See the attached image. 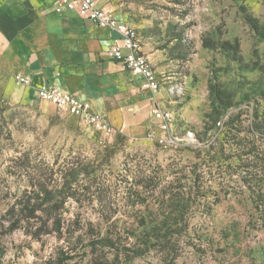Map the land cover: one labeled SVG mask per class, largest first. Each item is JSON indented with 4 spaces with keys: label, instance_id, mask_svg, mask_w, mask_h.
<instances>
[{
    "label": "rangeland",
    "instance_id": "obj_1",
    "mask_svg": "<svg viewBox=\"0 0 264 264\" xmlns=\"http://www.w3.org/2000/svg\"><path fill=\"white\" fill-rule=\"evenodd\" d=\"M122 2L124 20L132 24L147 18L174 38L179 57L169 66L185 82L182 99L174 104L178 116L173 135L181 140L177 147L162 148L147 138L104 135L50 102L6 98L0 82V230L6 231L0 235V264H58L60 249L67 245H75V255L63 264H264V216L256 209L264 205V42L257 41L237 7L243 3L263 21L264 0H184L189 6L185 17L171 0ZM202 37L237 39L248 66L220 49L202 47ZM254 62L262 68H253ZM210 82L228 91L233 103L216 126H204L211 109ZM230 124L233 129L224 137L228 142L217 164L221 169L198 162L199 148L219 147L213 142L216 127L222 131L220 139ZM188 133L191 141L186 140ZM233 141H249L252 152L234 155L235 145L228 148ZM247 162L256 163L251 172L244 170ZM72 165L80 169L79 185L55 198L63 204L64 236L58 238L49 228L37 237L20 226L7 231V206L39 181L53 185L58 170ZM137 175L153 177L144 186L136 184ZM134 188L138 198L129 196ZM174 192L189 206L184 215L189 231L180 239L174 262L155 250L130 261L113 252L83 253L85 233L92 228L94 233L99 227L103 235L108 224L124 228L141 217L166 218Z\"/></svg>",
    "mask_w": 264,
    "mask_h": 264
},
{
    "label": "crops",
    "instance_id": "obj_2",
    "mask_svg": "<svg viewBox=\"0 0 264 264\" xmlns=\"http://www.w3.org/2000/svg\"><path fill=\"white\" fill-rule=\"evenodd\" d=\"M98 1L124 20L122 0ZM57 5L58 0H0V82L4 95L12 101L38 102L36 88L41 84L60 83L69 90L66 76L79 77L70 81L71 92L104 114L112 131L131 141L146 139L154 126L153 105L175 110L165 85L182 80L169 66L179 57L170 31L153 27L147 18L132 23L141 38V50L161 82L152 97L142 88L140 77L105 55L117 38L115 32L97 28L74 6L56 11ZM16 73L27 76L30 85L18 84L13 78Z\"/></svg>",
    "mask_w": 264,
    "mask_h": 264
},
{
    "label": "trees",
    "instance_id": "obj_3",
    "mask_svg": "<svg viewBox=\"0 0 264 264\" xmlns=\"http://www.w3.org/2000/svg\"><path fill=\"white\" fill-rule=\"evenodd\" d=\"M171 1L180 6V15L182 17H185L189 13V6L185 5L184 0ZM232 1L238 2L243 0ZM237 7L241 12L244 22L254 32L257 41L264 42V20L260 21L248 11L243 3H238ZM201 45L210 50L220 49L226 53L229 58L238 62L241 66H248L242 59L237 39L229 41L218 37H202ZM255 54L254 51V55ZM253 68L261 69L262 67H258L254 62ZM262 72L264 73V71ZM78 78L79 77L75 76H66V85L70 91H73L70 81ZM79 85L80 84L78 83V86ZM208 86L209 96L211 98V109L205 114L204 126H206L208 122H210L212 126H216L218 119L233 106V103L230 93L221 89L218 84L210 82ZM231 120H233V118H230V121ZM226 126L228 129H226L223 137L220 139L218 136L222 134V131L216 127V133L214 135L215 139L213 142H217L219 147L209 144L205 148L198 149V158H200V161L198 162L207 163L210 167H215L217 164L220 165L222 155L225 151L224 145L228 142L224 137H227L229 131L233 129L232 124ZM116 136L118 138H125L120 133H116ZM232 145H235L233 150L234 155L250 154L252 152L249 141L242 143H235L233 141L232 143H229V150L233 148ZM255 164L256 163L249 164L247 162L245 165L247 169H244L246 170L245 172H251L248 171V169L255 168ZM217 167L221 169V167ZM79 174L80 169L72 165L67 169L63 168L58 170L57 182L53 185H47L39 181L38 185L32 186V188L34 187L33 189H30L29 191L24 190L10 205L7 206L5 210V213L9 216V219H6L7 231L20 226L23 227L25 232L29 235L37 237L42 233L43 228H49L58 238L63 237L65 226H67L65 218L62 216L63 204L62 200H56L55 198L62 195L64 190L79 185ZM139 176L137 175L139 178L137 179L136 177L137 180H135V182L136 184L141 183V185L144 186L146 181H149L153 177V175ZM194 184H196L195 181ZM138 193V189L134 188L129 192V196H136V198H138ZM193 194L195 195L197 193L194 192ZM189 195L192 196L190 193ZM169 198L171 199V203L169 204L170 211L168 212V216L164 219L147 220L145 217H141L135 225L131 224L124 228H118L114 225L112 226L108 224V229L103 235L99 227L94 230V233L92 232V228L91 234H88L87 232L85 233L86 236L88 235V242L84 245L83 253H92L96 254L95 256H98L99 253L104 255L108 252H113L115 257L122 255L124 260L130 261L155 250L162 251L166 257L169 258V261L174 262L179 255L180 239L187 235L189 231V222L184 218L189 206L186 202L182 201L183 196L178 192L171 193ZM256 209L262 211L264 216V205L261 207L257 205ZM171 215L174 216L173 219L169 218ZM262 224L264 225V219ZM0 226H3L2 223H0ZM0 231H2L0 235L6 233L4 229H1ZM82 235L83 234H79L77 238L81 240L83 238ZM69 236L70 235L68 234V237ZM75 250V245H67L65 248L60 249V256L57 257L58 264H63L65 261L71 260L75 255ZM3 256L4 249L0 245V259Z\"/></svg>",
    "mask_w": 264,
    "mask_h": 264
},
{
    "label": "built area",
    "instance_id": "obj_4",
    "mask_svg": "<svg viewBox=\"0 0 264 264\" xmlns=\"http://www.w3.org/2000/svg\"><path fill=\"white\" fill-rule=\"evenodd\" d=\"M63 6H74L97 28L115 32L117 38L106 49L105 55L121 62L132 76L140 77L142 88L154 97L161 82L150 60L141 50V38L137 29L126 20L115 16L111 9L101 5L98 0H58L56 11H60ZM14 80L21 85H30L29 78L20 73L14 75ZM184 89L183 80L170 81L166 86L168 97L175 102L182 99ZM36 94L40 100L50 102L58 110L75 117L101 134L114 132L104 114L94 111L86 100L60 83L41 84L36 88ZM151 115L154 126L147 131L146 138L162 148L177 147L178 141L181 140L173 135L177 112L171 107L156 103L151 109ZM186 140H192L190 133Z\"/></svg>",
    "mask_w": 264,
    "mask_h": 264
}]
</instances>
